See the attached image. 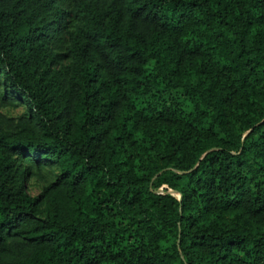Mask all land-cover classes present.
I'll list each match as a JSON object with an SVG mask.
<instances>
[{"label":"trees","instance_id":"1","mask_svg":"<svg viewBox=\"0 0 264 264\" xmlns=\"http://www.w3.org/2000/svg\"><path fill=\"white\" fill-rule=\"evenodd\" d=\"M9 95L0 264H264V0H0Z\"/></svg>","mask_w":264,"mask_h":264},{"label":"rangeland","instance_id":"2","mask_svg":"<svg viewBox=\"0 0 264 264\" xmlns=\"http://www.w3.org/2000/svg\"><path fill=\"white\" fill-rule=\"evenodd\" d=\"M25 113L26 108L17 97L9 95L0 98V128L3 131L15 133L17 131L16 120ZM13 166L16 172L21 174L26 192L32 196L50 182L58 170L51 161H43V164L36 163L28 153H24L23 156L15 155ZM172 194L177 196L174 192Z\"/></svg>","mask_w":264,"mask_h":264},{"label":"water","instance_id":"3","mask_svg":"<svg viewBox=\"0 0 264 264\" xmlns=\"http://www.w3.org/2000/svg\"><path fill=\"white\" fill-rule=\"evenodd\" d=\"M168 192H171L172 193V191H169V190H168ZM176 194H177V199H179V194L178 193H176Z\"/></svg>","mask_w":264,"mask_h":264}]
</instances>
